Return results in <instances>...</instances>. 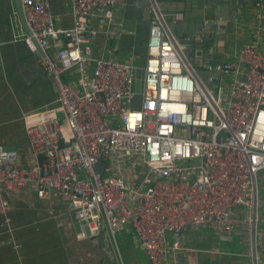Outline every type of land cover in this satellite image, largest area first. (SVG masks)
I'll list each match as a JSON object with an SVG mask.
<instances>
[{"label":"built area","instance_id":"1","mask_svg":"<svg viewBox=\"0 0 264 264\" xmlns=\"http://www.w3.org/2000/svg\"><path fill=\"white\" fill-rule=\"evenodd\" d=\"M70 3L74 23L62 27L50 0H22L29 31L19 35L30 49L41 50L39 62L52 77L57 103L24 114L27 165H18L17 152L0 145L5 222L11 206L4 193L34 184L40 199L62 201L79 228L76 236L96 246L103 238L117 245V234L130 226L150 264H181L180 252L196 250L183 241V231L207 228L222 236L240 233L249 245L240 254L258 264L264 235L263 22L234 60L217 65L218 83L208 88L159 11L150 19L145 64L138 66L95 56L93 46L101 25L112 36L114 8L126 0ZM73 68L77 78L65 81L63 74Z\"/></svg>","mask_w":264,"mask_h":264},{"label":"crops","instance_id":"2","mask_svg":"<svg viewBox=\"0 0 264 264\" xmlns=\"http://www.w3.org/2000/svg\"><path fill=\"white\" fill-rule=\"evenodd\" d=\"M50 2L56 24L71 27L74 16L70 0ZM155 2L126 0V4L116 6L114 18L118 24L112 27V36L106 33L105 24L100 26L102 32L93 44L95 55L131 60L141 66L147 58L150 19L156 12H182L184 16L179 20H183L186 10L191 8L193 23L199 21V14L207 9L212 0ZM258 2H261L260 7ZM218 4L221 7L213 15L214 19L206 18L205 22L218 26L230 25L231 28L224 33L223 52L219 51L221 28L203 30L209 36L205 41L212 50L202 58L203 51L195 49L194 60L199 69H204V65L219 54L223 55L222 62L234 60L243 44L255 40L256 24L260 20L264 24V0H238L235 5L222 1ZM184 28L189 30L190 26L185 25ZM27 32L20 21L15 0H0V145L14 148L20 166L27 165L29 155L24 114L46 105L53 107L57 103L52 77L39 62L41 50L30 49L19 35ZM190 50L193 51L192 48L186 51ZM77 76V70L73 68L63 74V79L71 82ZM4 196L11 209L8 223L0 215V264H150L130 226L117 234V245L103 238L101 244L96 246L89 238L76 236L79 228L65 204L60 200L40 199L34 184L17 192H5ZM235 236L237 242L234 241ZM240 236V233L222 236L206 228L186 229L183 231V241L196 250L180 252L181 264H255L249 255L240 254L249 250V245ZM223 241L232 245H222ZM259 241L258 264H264V235L260 236ZM224 248L230 250L217 254L210 252L225 251L222 250Z\"/></svg>","mask_w":264,"mask_h":264},{"label":"water","instance_id":"3","mask_svg":"<svg viewBox=\"0 0 264 264\" xmlns=\"http://www.w3.org/2000/svg\"><path fill=\"white\" fill-rule=\"evenodd\" d=\"M152 1L155 2V0H152ZM222 1L225 3L230 2L231 5H235L236 2H238V0H212V3L207 7V9L201 14H199L198 16L199 21L197 22L193 21V23H191L192 21L191 20V17H192L191 8L186 10L185 12L186 17L183 20H179L176 18L175 14L177 13V11H171L169 13L164 11L165 13H162V12L160 13L164 21V24L166 26V29L170 32L172 37L179 43L181 54L184 56L186 62L195 71V73L203 80V82L207 85L208 88H210L212 84L218 83L217 78L219 77L220 73L217 70V65L222 63L223 55L221 56L219 54V56L218 57L216 56L215 59H210L209 63L204 65V69H199L197 67L198 64L194 60L196 56L195 49H201L203 51L202 58L207 57V53L212 49L208 47V43L205 41L206 39L207 40L209 39V36L207 33L205 35L203 30L205 28L206 29H210V28L216 29L220 27L221 32L219 33L218 37L220 39L219 44L221 47L219 48V51H222V52L224 51V40H223L225 39L224 33L230 30L231 26L230 25L229 26H225V25L218 26L216 25V23L211 25L205 22L206 18H208L211 21L212 19H214L213 15L218 13L219 8L221 7L218 3ZM240 1H243V0H239V2ZM15 3H16V8H17L20 21L22 25L29 31V28L25 21V17H24L23 10H22V0H15ZM236 11L234 12L235 14L237 13ZM185 25L190 26V29L186 30L184 28ZM188 48H192L193 51L191 50L186 51ZM211 76L214 78L211 79ZM7 149L14 150V148L12 147H8ZM97 169L98 171L101 172L102 165H98Z\"/></svg>","mask_w":264,"mask_h":264},{"label":"rangeland","instance_id":"4","mask_svg":"<svg viewBox=\"0 0 264 264\" xmlns=\"http://www.w3.org/2000/svg\"><path fill=\"white\" fill-rule=\"evenodd\" d=\"M135 88L136 89H139L140 88V84H139V82H137L136 84H135ZM207 229V228H206ZM237 240H238V238H237V236H235L234 237V241H236L237 242ZM222 245H228V246H230V245H232L230 242H225V241H223L222 242ZM242 247V246H241ZM222 250H225V251H229L230 249H226V248H224V249H222Z\"/></svg>","mask_w":264,"mask_h":264}]
</instances>
